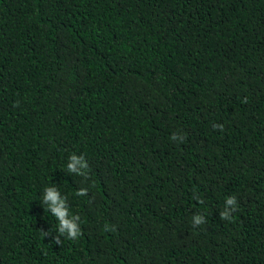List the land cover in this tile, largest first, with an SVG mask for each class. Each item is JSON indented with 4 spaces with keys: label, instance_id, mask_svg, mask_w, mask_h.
<instances>
[{
    "label": "trees",
    "instance_id": "16d2710c",
    "mask_svg": "<svg viewBox=\"0 0 264 264\" xmlns=\"http://www.w3.org/2000/svg\"><path fill=\"white\" fill-rule=\"evenodd\" d=\"M0 264H264V0H0Z\"/></svg>",
    "mask_w": 264,
    "mask_h": 264
},
{
    "label": "clouds",
    "instance_id": "9594fccd",
    "mask_svg": "<svg viewBox=\"0 0 264 264\" xmlns=\"http://www.w3.org/2000/svg\"><path fill=\"white\" fill-rule=\"evenodd\" d=\"M214 127H217L214 125ZM173 140L177 139L176 135H173ZM182 139V137L180 138ZM71 163L67 165V168L70 171H77V165H80L82 168L87 166L83 163L82 158H78L75 155L71 156ZM77 195H85V191L81 190ZM43 202L47 205V210H51V214L58 221V232L61 235H66L69 239H75L81 234L80 224L76 221L80 220L79 216H69V210L65 207L66 198L61 197V193L54 186H49L45 188L43 195ZM202 202V201H201ZM237 210V199L235 196H230L226 199L225 208L219 213V216L222 220H231L232 213ZM205 223L204 217L202 215H196L193 217V224L200 225ZM105 230H110L107 228ZM49 235V233L44 232V236ZM54 242L60 244L61 241L59 236L54 237Z\"/></svg>",
    "mask_w": 264,
    "mask_h": 264
}]
</instances>
